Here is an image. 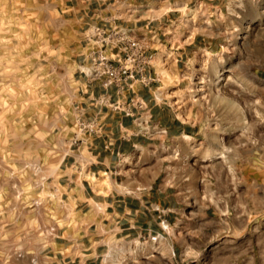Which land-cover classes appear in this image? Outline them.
Wrapping results in <instances>:
<instances>
[{
  "label": "rangeland",
  "instance_id": "rangeland-1",
  "mask_svg": "<svg viewBox=\"0 0 264 264\" xmlns=\"http://www.w3.org/2000/svg\"><path fill=\"white\" fill-rule=\"evenodd\" d=\"M175 1L0 0V264H54L47 255L57 228L98 218L79 211L73 194L87 189L81 176L96 159L88 145L102 129L76 139L77 114L123 106L112 107L116 90L105 92L88 76L94 45L86 34L114 15L120 22L112 25L136 28L155 46V80L137 83L135 93L149 96L139 110L151 108L149 123L159 127L146 129L152 138L142 145L107 154V191L152 189L164 200L175 196L179 209L169 229L163 223L128 238L107 215L104 264H264L262 23L231 31V8L216 24L213 0ZM134 18L141 21L127 24ZM195 33L186 52L175 50ZM103 95L111 99L101 105ZM172 124L175 136L162 133ZM179 125L195 134L185 136ZM72 174L77 182L67 179Z\"/></svg>",
  "mask_w": 264,
  "mask_h": 264
},
{
  "label": "crops",
  "instance_id": "crops-1",
  "mask_svg": "<svg viewBox=\"0 0 264 264\" xmlns=\"http://www.w3.org/2000/svg\"><path fill=\"white\" fill-rule=\"evenodd\" d=\"M169 1L171 2V0ZM202 1L206 3V0ZM177 2L179 3V1L176 0L175 4ZM185 2L189 5L191 0ZM210 4L211 7H214L216 15H218V20L215 22L216 24H223L221 14L224 12V9L229 10V8H231L233 10L232 13L235 14V18L231 19V31H235L241 26L243 27L245 22L248 24L251 22H253V24L261 22L262 37L264 38V0H262L261 6L250 0L246 2L243 0H232L230 2L228 0H213ZM219 15H221L220 18ZM114 16L109 18L111 22H120ZM137 21H141L140 18H134V20H130L127 24L137 25ZM197 35V33L194 35L189 34L186 38L188 41L185 42V49L183 51H180L179 48L175 50L182 53L186 52L187 46L189 47L194 43ZM218 36L219 34L214 36L215 42H217ZM155 37L156 35H152L147 39L153 40ZM219 44L222 45L221 42H219ZM146 45L149 47V50L155 47L151 42H146ZM145 89H147V87H145ZM130 96L131 95L124 99L128 100ZM116 97L117 96H114L113 98ZM148 97L149 96H146V98L143 97L146 102L150 100ZM139 113L142 114L136 117L127 116L123 112L115 111H102L96 113L95 116L102 124V131L100 134L94 136L93 140L88 145V152H91V156L96 159L90 160L83 174L85 171H88L95 173V175L99 177L101 171H108L111 163V157L109 158L107 156L109 152L112 153L111 156H113V154H124L128 149L142 145L141 142L145 139L144 136L151 137L145 134L146 129H149L150 126L153 128L159 127V124L153 121L149 123V120L153 117L151 108L149 112L139 110ZM143 116L148 117L143 118ZM142 119H146V124ZM173 126L175 127V125L172 124L169 127L162 128V133L167 134L171 131L173 134L172 136H175L176 129L173 128ZM179 126L183 134L187 133L190 136L195 134L190 128ZM71 165L73 167L77 166V164L72 163ZM108 172L110 173V179H112L111 171ZM81 178L82 184H84L87 189L83 191V194H73L78 206H81L78 210L82 212L86 210V213L96 215L98 218L95 217V219L90 220L88 224L82 223L81 220V224H79V222L72 225L63 224L57 228L58 236L54 240L55 244L53 241L50 242L51 248L48 250L49 255H47L48 260L54 264H104L105 255L109 249L107 242L108 232L105 230L107 227V215L112 217V219H109L110 225L113 224V220L117 218L115 222L119 227V231L122 232L123 238H128L132 233H139L143 230L150 233L154 232L158 228H163V223L164 225L167 223L171 226V220H173L175 216L174 213L179 209L177 198H175V196H169V194L166 195V199L164 200L159 198L157 196L158 194H156L158 192L152 189H139V191L136 192L124 189L118 190L116 194L108 190L104 193L96 190L89 178H85L83 175ZM67 179L71 182H77L78 175H68ZM104 188L107 189L108 187L105 185ZM97 189L99 188L97 187ZM109 195L114 197L111 198V202L107 201L109 199L107 196Z\"/></svg>",
  "mask_w": 264,
  "mask_h": 264
},
{
  "label": "built area",
  "instance_id": "built-area-1",
  "mask_svg": "<svg viewBox=\"0 0 264 264\" xmlns=\"http://www.w3.org/2000/svg\"><path fill=\"white\" fill-rule=\"evenodd\" d=\"M112 24L113 22L109 26L95 24L86 34L94 45L89 50L91 66L88 76L92 81L98 82L105 92L114 88L118 94V97L112 98L111 102H109L111 96H101V105L109 102L112 107L118 109L120 106L117 103L124 100L122 108H119L121 111L118 112L132 117L140 116L139 109L147 103L142 96L135 93V85L141 83L150 86L155 80L150 74L152 53L146 42L134 35L135 31L132 27ZM130 90L134 95L128 100L123 99L124 94L121 93ZM78 111L77 122L80 132L76 139L83 141L86 139L85 136L93 137L98 134L102 129L99 119L96 116L87 118L82 109Z\"/></svg>",
  "mask_w": 264,
  "mask_h": 264
},
{
  "label": "bare ground",
  "instance_id": "bare-ground-1",
  "mask_svg": "<svg viewBox=\"0 0 264 264\" xmlns=\"http://www.w3.org/2000/svg\"><path fill=\"white\" fill-rule=\"evenodd\" d=\"M160 69H161V71L163 72V74L167 75L168 78H171L170 73L167 71V69H166L165 67H162V66H161ZM159 72H160V71H159ZM224 78H225L224 76L221 77L222 80H223ZM184 135L187 136V137L190 136V135L187 134V133H185ZM83 172H84V171H83ZM83 176H84L85 178H89V179L92 181V183H93L94 187L96 188V190L102 191V192H104V193L107 192V189L104 188V186L106 185V186L108 187L109 184L111 183L110 173H109L108 171H101L99 177L96 176L95 173L85 171V173L83 174ZM85 178H84V179H85ZM97 187H98L99 189H97ZM96 192H97V191H96ZM164 226L166 227V229H167V228H168V229L170 228V225L167 224V223H165Z\"/></svg>",
  "mask_w": 264,
  "mask_h": 264
}]
</instances>
